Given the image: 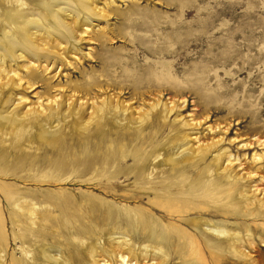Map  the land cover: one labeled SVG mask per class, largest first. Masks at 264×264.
Instances as JSON below:
<instances>
[{
    "label": "rangeland",
    "instance_id": "obj_1",
    "mask_svg": "<svg viewBox=\"0 0 264 264\" xmlns=\"http://www.w3.org/2000/svg\"><path fill=\"white\" fill-rule=\"evenodd\" d=\"M49 2V8L55 6L54 0ZM103 2L98 0V6ZM105 9V20H93L98 24L84 35L86 41L77 44L80 58H71L58 78H48L52 86L60 82L66 90L87 91L94 99L111 94L136 107L146 106L158 95L163 103L173 102L177 107L185 101L184 109L176 112H181L184 119H202L197 130L201 140L222 134L225 146H230L227 142L233 136L240 140L238 143L252 141L254 137L264 139V0H113ZM38 72L45 81L48 76L42 70ZM34 90L35 95L45 91L42 87ZM27 95L29 100H36L32 91ZM172 117L165 124L154 118L146 126L147 141L142 143L146 150L162 145L174 134L176 123ZM207 125L213 129L218 125L220 129L216 126L207 132ZM224 126H228L226 132L221 131ZM77 133L66 136L57 150L43 148L44 145L32 148L33 154L48 158L42 172L30 171L32 166L25 157L8 163L7 175L0 174V186H11L19 194L25 192L27 198L35 201L37 210L45 214V218L36 219L37 226L28 227L30 241L38 239L36 245L50 246L52 253L59 249L70 264H81L79 257L98 237V228L109 224V212L125 207L129 211L124 216L130 218L124 225L128 239L136 247L147 245L150 250H159L156 257L160 262L156 264H264V211L252 206L245 208L241 201L242 206L229 203L228 193L235 194L237 190L228 187L223 178H210L202 162L198 161V169H179L176 184L167 191L160 189L162 197L157 203L152 194L143 195L141 183L145 187L154 183L147 185L146 181L135 179L132 158L118 166L112 164L110 170L117 168L120 174L110 179L93 172L101 171L103 164L83 170L85 165L77 158L86 149ZM87 147L91 148L89 142ZM103 147L92 152L101 153ZM132 147L131 142L128 148ZM231 149L240 153L244 170L259 167L258 173L264 177V161L251 160L254 151L262 153L264 148L245 150V156L238 144L234 143ZM65 157L66 167H62ZM198 174L200 184L208 185L213 179L219 184L215 189L210 186L199 191V199L188 201L192 197L187 192L188 184ZM262 180L259 186L264 188ZM0 196V219L5 233L1 245L9 255L15 251L14 256L20 258V243L14 235L24 229L14 215L17 224H13L1 191ZM182 200L196 204L197 208L190 209ZM13 210L19 215L17 208ZM198 219L208 220L223 232L239 234L249 257L243 259L233 253L228 242H221L223 237L217 238L222 244L212 246L209 242L215 236L202 231L195 224ZM81 226L86 230L80 232ZM34 230L42 234H33ZM81 240L83 244L79 246L77 241ZM101 242L107 250L111 249L107 241ZM106 254L111 258L109 251ZM138 262L143 264L141 259ZM43 263L40 259L35 261Z\"/></svg>",
    "mask_w": 264,
    "mask_h": 264
},
{
    "label": "bare ground",
    "instance_id": "obj_2",
    "mask_svg": "<svg viewBox=\"0 0 264 264\" xmlns=\"http://www.w3.org/2000/svg\"><path fill=\"white\" fill-rule=\"evenodd\" d=\"M49 1L0 0V174L7 175L8 169L5 166L25 157H28V164L32 166L30 171L42 172L48 158L46 159L45 155L33 154L32 148L44 145L43 148L57 150L66 136L79 130L77 134H80L82 139L80 144L86 149L84 155L77 158L79 161L82 159V165H85L83 170H91L97 163L103 164L101 171L93 169V172L110 179L120 174L117 168L110 170L112 164L118 166L123 160L132 158L131 172L135 179L146 181L147 185L154 183L148 187L141 183L143 195L148 197L152 194L157 203L162 197L160 192L167 191L176 184V172L189 167L198 169L199 161L210 178H223L228 187L237 190L235 194L228 193V198H231L229 203L233 206L243 205L245 208L252 206L257 211L260 210L259 212L264 211V188L259 186L264 177L258 173L259 167H256V170H244L240 153L231 149L234 143L238 144V149L243 150L242 156H245L248 149H263L264 139L254 137L252 141L238 143L240 140L233 136L227 142L230 146H225L222 134L215 137L211 135L209 140H201L197 130L202 125V119L191 118L192 116L184 119L185 116L183 117L181 112H176L184 109L185 101H181L177 107L173 102L163 103L158 95L151 102H147L146 106L136 107L119 100L115 95L103 94L100 99H94L95 96L87 91L80 93L76 88L66 90L60 82L52 86L48 78L54 75L58 78L65 64L71 63V58L76 61L80 58L82 54L77 44L86 41L84 35L98 24V21L93 20L107 17L105 7L112 4L113 0H104L102 6H98V0H54L55 6L51 8ZM62 4L64 6H61ZM103 26H107V23ZM38 70H42V74L44 71V76H48L45 81ZM96 83L100 88V80ZM38 87L45 91L35 95L37 92L34 89ZM31 91L35 95V101L29 100L27 93ZM171 117L172 122L176 123L174 134L162 145L146 150L143 147L147 141L146 126L153 122L154 118L165 124ZM216 126L219 128L215 125L214 129ZM228 126H224L221 131L226 132ZM206 129L207 132L214 130L212 125H207ZM94 137L96 140L91 141ZM88 142L91 145L89 150ZM131 142L133 147L129 149L128 144ZM101 146H104L101 153L92 152ZM31 155H36L37 158H32ZM30 158L32 159L29 160ZM66 159L67 157L61 160L62 167H66ZM251 160L254 163L263 162L264 151H254ZM165 164H169V167L165 168ZM214 179L208 185L200 184L198 174L196 179L188 184L187 192L192 196L188 201L199 199V191H206L210 186L215 189L219 183ZM4 187L5 185L0 186V191L10 208L9 217L16 225L13 215L17 216L20 220L18 225L24 231L14 235V240L20 243L22 256L15 257V251L9 255L1 245L5 240V233L0 219V264H35L38 259L43 260V264H70L59 249L52 253L50 246L36 245L40 242L38 239L29 240L28 227L35 226L36 219L45 218V214L37 210V204L27 198L23 194L25 192L19 194L10 189L11 186L7 189ZM183 202L187 203L190 209L197 208L194 203ZM11 205L17 208L19 215H16ZM113 209L114 211L109 212V224L98 228V237L85 248V254L79 257L81 264H86V260L90 264H139V259L143 264L159 263L156 257L160 255L159 250H150L147 245L136 247L128 239L124 225L129 223L130 218L124 215L128 214L129 209ZM27 219L29 224H26ZM195 224L199 225L202 231L215 236L209 242L212 246L226 241L233 253L243 259L249 257L242 247L244 238L239 234L223 232L208 220L198 219ZM79 229L80 232L86 230L84 226ZM32 233L40 235L41 232L34 230ZM218 237H223L224 240L221 241ZM246 239L249 240L250 237L247 236ZM103 240L107 241L110 250L103 246ZM77 242L79 246L83 244V240ZM107 251L111 253V258L106 254Z\"/></svg>",
    "mask_w": 264,
    "mask_h": 264
}]
</instances>
